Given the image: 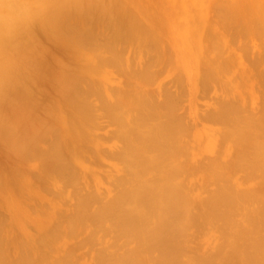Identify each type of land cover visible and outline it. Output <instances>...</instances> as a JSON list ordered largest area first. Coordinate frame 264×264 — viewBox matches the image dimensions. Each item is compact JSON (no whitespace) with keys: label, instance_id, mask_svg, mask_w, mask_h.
I'll return each instance as SVG.
<instances>
[{"label":"rangeland","instance_id":"rangeland-1","mask_svg":"<svg viewBox=\"0 0 264 264\" xmlns=\"http://www.w3.org/2000/svg\"><path fill=\"white\" fill-rule=\"evenodd\" d=\"M81 1L82 0L79 1L80 5H76L75 8L81 6V9H83L82 7L84 6V3L82 4ZM87 1L88 0H85L84 2ZM89 1L91 4L94 3L95 7L96 5L99 6L105 1L106 4L108 3L107 1L110 2V0H105L104 2H102V0H98L100 1L98 5L96 4V0H93V2L91 0ZM112 1L116 4L115 9L113 8L114 4L112 2L108 3L112 4V7L110 5H104V7L108 6V8H113V11H115V15L113 16H116V18L114 17L115 20L114 18L113 20L111 19V23L109 22V15L110 13H114L111 12L112 9L111 11L107 12V7H105L106 10H104V7L102 6L103 4L100 6L103 7L101 8L103 9V12L106 11L104 15L107 14V18L105 16L104 18H106V20H101L102 24H100V18L97 17H99V12L102 11H94L98 12V16L95 17L96 13H94V15L92 13L95 8L93 6V8L89 7L91 4H88V8L92 9L90 11L91 13L88 12L86 16L87 12L84 10L80 17L78 14L79 11L77 10V12L75 11L76 14L73 13L74 15H72L71 13V11L75 10L72 0L71 2L69 0V4L67 5L65 3L66 1L62 2L59 0V2L57 1V3H59L58 5H66L74 8L71 9L68 7L71 14L68 13L67 10H64L66 6L63 10L61 9L62 6L59 8L57 7L56 9H58L60 12H54L57 10L53 11L58 15L61 13L60 17H58L60 20L56 16V19L59 20L57 22H61L57 25L55 20L54 25L55 23L57 25H55V28L61 25L60 29H56H59L60 31L64 29L62 32L58 30V33L55 34L54 32H56V30L52 31L50 27L47 26V24L44 23L46 26L39 24L42 20L48 23V16L46 19L44 18L40 21H37L33 25L34 28L31 27L29 30L18 35L14 39L0 41V66L7 64L10 69V71L6 74L0 72V121L2 122H0V131L2 130L0 132V136L2 137H0L2 140L0 141V264H102L100 260L101 258L104 259L102 260L104 261V264H124L127 261L129 263L133 260L135 261H133V264H176L178 258L179 264H244V262L245 264H250L251 261L254 262L253 259H255L256 252H258L256 256L259 254L262 255L264 253V167L261 166L264 163V0H120L121 3L119 0V3L116 0ZM76 4H78V2H76ZM118 4H120V7ZM121 4H123V7ZM84 7V9L87 8L86 5ZM124 8L126 9V15L132 14L131 16L137 19V22L135 21V23H137L136 25H138L137 27L139 28L136 30L139 32V29L141 31L145 29L143 30L144 33L139 32V36L141 33L142 35L140 37L145 35V31L148 35L149 31L151 36L155 35L152 36L154 38L153 41L152 37L150 38V34L148 35L150 39L147 37V40L145 36V39H140V37L137 35L138 33L136 34L138 37H136V40H134V36L136 35L133 33L135 32L136 27L133 20L135 19L131 20L132 17H128V21L130 20L133 23L130 21V23L120 21L122 15H124ZM97 9L100 8L97 7ZM63 11L67 12L63 13ZM119 11H121L123 14L121 13V18L118 17L120 19L117 20V16L119 15H116V13H119ZM67 13L70 14L72 18L68 16ZM50 17H53V15H50ZM80 18L83 19L81 20ZM68 19L72 20L69 22ZM125 20L127 21V18ZM51 21H54V18L53 20L51 19ZM115 21H119L120 25L117 22L118 25L116 24L117 26H113V24L116 23ZM49 23L48 25L51 24L53 26V22L50 24ZM122 23L125 29V24H130V26L133 24L132 26H134V32L127 33V37L131 36L134 38H131L132 42L128 41L130 38H126V32L131 29L130 26L127 25L129 30L127 29L126 32L123 33L125 29L121 25ZM140 24L141 27L139 26ZM41 26H43V28L48 27L47 31L51 30L52 32L48 31L47 33L45 28L42 30ZM40 27L41 31L39 29ZM117 27L124 29L123 31L121 30L122 35L119 31L120 28ZM55 28H53V30ZM112 29H117V33L119 32L117 35L124 36L123 34H125L123 38L120 37L122 43L118 36L116 38V30L112 32ZM32 31H34L35 34ZM48 34L51 35L49 36ZM57 36L59 38L61 37V42L58 40L59 38ZM54 38H56V41ZM113 39L114 42H112ZM116 40H118L120 43L118 41L116 42ZM36 41H38L37 45L39 44L40 46L36 45ZM115 42L116 45L118 43V46L114 45ZM113 47H115V49ZM113 49L115 51L116 49L119 51L115 52ZM46 52L48 54H46ZM121 52L122 54H120ZM53 54L55 57H52ZM160 54H162L161 57ZM57 55L58 58H62L59 60L57 58L56 60L55 58ZM54 60L56 62H54ZM115 60H117V62ZM26 64L28 66H26ZM25 67L28 68L25 69ZM31 67L33 71L31 69L29 71V68ZM46 69H48V71ZM63 71L67 72L66 74L68 75V79L67 77H64L67 75ZM139 72L143 74H140ZM27 73L30 74L28 75ZM35 74L37 77L33 76ZM146 74L147 76L150 74L151 78L150 76L147 77ZM53 75L58 79H52L54 77ZM59 75L62 77H58ZM72 78L76 80L74 81ZM31 80L33 82H31ZM63 80L65 81V84H68L72 81V88H69V85L68 88L73 92H70V94H72V96L74 94V98H72L68 90H65L67 89V85H65L64 90H58L57 86L60 85L59 87H63ZM66 80H69L68 83H66ZM34 81H36V84ZM41 81L42 83H40ZM61 82L63 83L62 86ZM37 86L40 87V89ZM53 89H57L60 94ZM40 91L42 92L40 93ZM44 91L45 93L49 92L47 94L48 98L50 97L49 99H47L46 94L43 93ZM64 91L65 94L63 93L62 95L61 92ZM42 93L44 95H41ZM50 93L53 96L55 93L57 95L51 99L53 96ZM60 95L64 102L62 100L61 103L59 101H55L58 99L56 96H59L60 98ZM64 95L71 96L70 99H73H71L72 102L68 97H64ZM75 97H78V99ZM80 99L81 101H79ZM14 100H16V102ZM51 100H53L55 104L58 105L56 106L53 102L52 106V103H50L52 102ZM45 101L48 104L50 103L49 106H52V108L50 107L51 109L55 108V106L57 109V107L62 104L59 106L61 111L57 110V114L59 116L56 115V109L49 111L50 108H48L49 106L45 103ZM81 102L83 103L80 106ZM78 103L80 104L78 105ZM40 104H42L41 109L39 106ZM88 104L91 106H88ZM126 104L128 107L125 106ZM74 105H78V107L81 108L84 105V108L88 106L90 109L87 107V111H83L84 108L83 110L81 108L78 110L79 108ZM76 107L78 108L77 110L80 114H77ZM111 107L115 109L112 111ZM108 108L111 111L105 110ZM44 109H47L48 112H45ZM227 110L232 111L228 112ZM53 111H55L54 114ZM41 112L44 113L42 114ZM59 112L63 114L64 117L63 115H60ZM149 112H151V114ZM223 112H225V115L226 112L227 114L231 112L232 116L236 115V117L233 116L234 121L236 120L235 118L240 117L242 119H240L242 124L237 118L239 126H236L237 122L235 123L232 119L233 117H230L231 113L228 117L224 115L230 120L229 121L225 118L227 120L226 123L229 122L226 124L224 116L222 117ZM87 113H89L91 118H93L94 122L91 121L92 119H89L90 117ZM173 113L175 115H172ZM81 114H84L86 117H83V115L80 116ZM73 115L75 116L74 118L78 119V124L75 121L76 119L74 120V118H72ZM168 115L170 116L169 118H167ZM219 115H221L222 118L219 119ZM60 116L63 117L62 119L65 118L63 120L66 123L65 125L63 124L65 127L61 124L63 121H57L59 119L58 117ZM67 116L70 117L68 118ZM171 116L173 118L175 116L176 118L173 119ZM1 117L6 119V122L4 119L2 120ZM8 117L10 120H8ZM24 117L25 122L23 119ZM148 117L149 119H147ZM162 117H164L166 120L164 121ZM55 118L57 119L56 121ZM13 121L18 123H14ZM20 121H23L21 122L24 127L23 128L21 126L22 129H20ZM159 121L164 124L166 123L165 125L167 127L168 125H172V128L174 129V133L171 132L172 135H174L171 137L170 134L167 135L169 138L166 137V139L169 140L168 143H170H167L169 147H167L166 150L161 149L162 151L165 150L168 154H165L163 151L164 157L167 158V156L169 157L171 155L169 157L170 160L167 158V163L165 160H163L165 159L163 155L162 157L160 155V153L162 154V151L157 150L158 152L161 151L159 153L154 151V149H156L155 147L157 146H154L150 142L152 139L149 140L151 133H153V136L156 137L158 134L156 131L159 132L160 130L164 129L163 127L162 129L157 127L158 125L162 124H160ZM79 122L81 124H79ZM232 123L234 125H231ZM36 124L40 126H36ZM164 124L163 126H165ZM4 125H6V127L15 126L17 129L14 127V131L16 132L12 133V131L7 130L8 128L3 130V127H5ZM69 125L72 126L71 129ZM82 125L83 127H81ZM88 125H93V127L89 128ZM27 126H29V129H27ZM153 126L156 127L154 128L155 130H153ZM66 128L68 130L70 129L72 135L74 134L75 136L68 135L70 133L66 134ZM75 129L76 131L84 130L85 134L81 132L83 135L79 134L81 137L78 136V138H82V136L87 134L89 139L88 137H83L82 140H89L87 141L89 143L86 144V141L84 142L83 140L82 142L80 139H78L76 136L78 135V132H73ZM149 129L153 130V132ZM168 129L169 128L165 130H167L168 132L166 133L169 134V131L172 130ZM61 130H64L63 136V131ZM68 130L67 132H69ZM8 131H10L12 135H10ZM163 134H160L159 132L158 135L161 136ZM68 136H71L72 139L68 138ZM163 137L164 135L162 138ZM76 138L79 140V142L76 140ZM162 138L160 141L163 140ZM155 139L156 138H154V143ZM158 139L157 141H159ZM175 139H180V141L178 142L177 140L174 142ZM62 140L63 143L66 144H62L63 147L60 145ZM145 140H148L150 143L148 141L146 142ZM160 141L159 144L162 143L163 145V141ZM69 142L70 146L72 144H77L78 147H82L81 149H83V151L78 147L77 148L79 150L77 151L75 145L73 147L74 150L70 151L72 146H69ZM80 142H82L81 144L83 145H81ZM145 143L149 145L151 144V147H154H152L153 150L149 151L151 147L148 148L147 146L149 145H146ZM175 143L177 146L178 143L180 145L179 147L176 146V148H178L177 150H175L176 148L173 147L176 145ZM164 144L166 146V142ZM86 145L88 146L86 147ZM163 147L164 146H161V148ZM146 148L149 150H146ZM64 151L66 154H63L65 153ZM68 151L72 153L74 151L77 155L73 153V157H71L72 153L69 155L67 153ZM149 152H151V154ZM170 152H172V154ZM157 153L160 155V157L156 155ZM152 156L163 159L161 162H159L157 159L159 162L158 163L156 159H152ZM148 157L149 161H146ZM259 158L262 160V162L259 160ZM66 159L68 160V164ZM130 159H132L133 163L130 161ZM123 160H125V162ZM256 160L257 164L255 162ZM55 161H57L56 164ZM131 163L132 165L135 163V165L132 166ZM143 163L145 164V169ZM171 163L174 167L176 166L175 169L173 168L174 170L172 169ZM169 164L171 165V168ZM242 165L244 168L241 167ZM257 165L259 166V169L257 168L258 170H256ZM52 167H54V169ZM153 167L154 169H152ZM252 168L256 172H252ZM54 170L57 173L54 172ZM261 170L263 173L260 172ZM248 172H250V174ZM48 173H51V175ZM167 173L169 174L167 175ZM46 176H48L50 179ZM158 178L164 181H161ZM128 182L129 184H127ZM162 182L165 184H162ZM172 182L179 183L177 186L181 190L176 187V183L175 185H172ZM151 183H158L159 185L156 184L155 186V184L153 185ZM141 184L142 186L146 185V190H144V187L139 186ZM181 184H183L184 187H180ZM134 185L135 188H133ZM148 185H150V187ZM152 185L157 188V190L153 189V191L155 190L154 193L159 194L157 199L155 197L156 194L154 195L153 193L154 196L151 195L153 192H151L153 188ZM137 186L143 189H138ZM169 187H174L180 192H177L179 194H175L177 197L172 193L176 191H171L172 194L170 197L166 194V190L164 191V189H168ZM147 188L148 190L151 188V190L148 191L150 193L147 192ZM227 188L231 189L232 191L234 190L233 192H235L237 196L240 195L239 198L236 195L233 197L232 191L226 190ZM131 189L133 190L130 192ZM136 189L139 191H136ZM134 190L136 191L135 194L133 193ZM140 191L141 193L144 191L143 194L145 192L150 194V196L146 195L148 196V199L149 197H155L154 200H149L151 202L153 201V206L157 204L155 208L153 206H146L149 209V212L152 209L153 214L155 215H152L151 212L150 214L152 216H144L145 214L148 215V209L145 207V205L146 203L149 205L150 202L147 201L148 199L146 200V193L144 196L141 194V199L136 198L140 194L138 193ZM219 191L222 193L224 191L226 194H221ZM228 191L231 192V200L233 201H229L228 198L230 197V193ZM181 192L185 197H179V195L182 194ZM126 193H133L134 196L137 195L134 197L132 194L131 197H134L133 199L135 200L139 199L141 202H143L142 200L144 199L142 197H145L144 200H146V203L144 201V206H141L139 205L140 202L138 200H136L137 203H135L136 201L130 197L133 200V203L131 204V199L125 197L127 199L126 204V200L121 198L124 197ZM217 194H221V197H218ZM225 195L229 196H227L228 200L223 198H226ZM127 196L129 197L130 195ZM171 196L177 198L175 199V203L179 202L176 204L179 205V208L181 206L179 211L180 213L182 212V214L179 213L177 208L174 209V205H171L172 202L175 204L173 197L172 200H170ZM120 198L124 201H119L121 200ZM166 198H168L167 200L172 201L171 204H169L171 208L170 212L172 214L169 212L170 208L166 207L170 201L168 203L166 201V203L162 201L166 200ZM219 198L222 199L218 200ZM88 199L91 200L89 201ZM184 199H186L187 202H185ZM155 200L158 203L154 202ZM181 200L185 202L184 203L182 201L186 205L185 208L183 205H181ZM212 201L216 202V204H214ZM219 202L220 207L218 206ZM118 203H122L123 208H116ZM228 203H230L232 206L228 207ZM136 204L138 206H136ZM127 205H129V210H125L127 209ZM211 205L212 208H209ZM216 206H218L217 209H215ZM137 207L139 209H137ZM163 207L165 209L167 208L168 210L162 209ZM231 207L233 209H231ZM80 208H82V210ZM100 208L102 209L100 210ZM229 208L232 211H230ZM79 209L82 214L79 213ZM173 209L174 211H178V214L181 216L184 214L183 219L179 217V222L177 220L178 218L173 217L176 215V212H174ZM213 209L215 211H213ZM132 210H134L133 213ZM138 210H140V213H142V216L140 217L138 216L140 215L138 214ZM154 210H156L157 214ZM164 210L167 212L161 216V213L165 212ZM209 210L213 211V215ZM94 211L97 214L94 215ZM127 211H130L134 215L135 213L137 214L134 216V218L138 217L137 219L139 222L136 221V218L134 219V221L137 222V228H134L136 224H132L135 222H132L133 215L131 216L130 212L129 214L131 217L127 215L128 217L126 216L127 218L125 220L127 221L128 219L130 223L132 222L131 224L133 226H131L130 223L127 224L128 221L126 222L123 220L125 217L124 214ZM99 212L103 213V215H101ZM168 212L172 216H170ZM78 213L81 216H78ZM83 213L86 215H83ZM222 213L223 215L225 214L223 217L221 216ZM74 214L76 217H72ZM107 214L110 217H108ZM226 214L228 215V218H226ZM100 215L102 218L99 217ZM211 215L215 216V218ZM86 216H89V218H94L93 220L92 218L91 220L89 219L87 222L84 221L87 220L85 218H88ZM166 216L168 219L171 217L170 220H174L173 222L176 221L175 225L172 220L168 222ZM79 217L83 220L77 221V218L80 220ZM146 217L151 221H148ZM155 217H157V219H155ZM163 217H165L164 220ZM176 217H178V215ZM219 217L223 220L225 218L226 220L228 219V228L226 221L224 224V222H222L223 220ZM72 218H75V225L74 221H72ZM215 219L218 220V222H216ZM165 220L168 223H165ZM83 221L86 225L83 223ZM118 221L120 222V225H118ZM146 221H148V223ZM160 221L161 224L165 223L166 225L164 224L165 227H162L163 225H158L161 227V230L158 227L159 230L155 231L154 234L156 232V234L159 233V235H155L157 238L160 237L162 239L164 237L161 235H167L164 238L167 240V242H165L164 239H161L162 241H160V238L155 239L154 235L153 237L155 240L153 239L152 235L150 236L152 238H149V236H147L145 233V235L142 234L145 230L149 231L150 228L152 229L155 226L157 227L155 224ZM180 221L183 222V224ZM78 222H80V224L82 223L81 226H79L80 224H78ZM140 222H144L148 225L150 223L152 224L148 226V229L144 228L146 227L144 223H141L142 226L144 224L143 228L145 229L141 230L138 228ZM176 223H180V226H178ZM112 225L115 228L112 227ZM170 225H173L174 227L177 225L174 230L176 235L175 233H172L174 227ZM120 226L121 228L117 230V228ZM127 226L131 229H129ZM169 226L172 228V230L169 228ZM179 228H181V232L177 233ZM120 229L122 231L125 229V231H127L126 234L125 231L120 233ZM132 229H136L138 234L140 229L141 234L139 236L141 237L142 241L140 240L139 242L140 237L138 234H136L137 232ZM228 229H232L231 234H229L230 236H227L228 233H230ZM131 230L133 233L130 235L129 233H131ZM164 230L166 234L164 233ZM226 230L229 232L227 231L228 233H225ZM134 231L136 233H134ZM151 231L149 235L152 234ZM167 233H170V235ZM127 234L128 236H126ZM177 234H179V236ZM133 235H136V237L138 236L139 239H137L138 237L134 238ZM172 235L173 237L175 235L177 239L174 237V240H172ZM123 236L127 238L130 236L128 239L129 241L127 238L124 239ZM131 236H133V238ZM146 236L148 238L145 240L147 242L150 241L148 245L146 243V246L148 247L145 246L144 243L146 241L143 240V238ZM175 239L178 242H176L174 245L172 242H174ZM253 240L256 242V247H261L257 249H260L263 253H259L260 251L257 249H250L254 248L253 245L255 244H253ZM154 241L157 242H155L157 245L151 244ZM158 241L161 243V245ZM139 243H141L140 245H142V248L140 247ZM162 243H167V245L170 243L167 248H171L169 249L171 251H180L179 253H175L176 251L172 253L174 256L175 254L178 256H176L177 258L174 263L173 260H171V257L167 256V250V253L163 252V249L166 248V246L164 247V244ZM251 244H253V247L249 246ZM170 245H173V247ZM177 245L179 246V250ZM119 246L120 248H118ZM150 248H152V250L155 248V252L153 253ZM246 248L250 249L249 251H254V257H251L252 255H245V253L248 251H245ZM146 249H149V253L152 252L150 253L151 255L153 254L152 259L150 255H147L149 253H147L148 251ZM133 251L135 254L132 253ZM171 251L169 252L171 253ZM124 252L126 253L124 254ZM122 254H124L126 258ZM162 255L164 259L161 257ZM263 256H261L262 259L264 258ZM118 257L120 259H122L121 257H124L127 259V261L124 259L125 261L121 262L118 260ZM166 257H168L170 260L168 258L166 259ZM249 257L253 259L250 260ZM128 258H130V261ZM149 258L151 260H149L150 262L148 261ZM256 260H258L257 257ZM118 261L120 262L118 263ZM258 262L261 263L260 258ZM255 263L256 262H254V264Z\"/></svg>","mask_w":264,"mask_h":264},{"label":"bare ground","instance_id":"bare-ground-1","mask_svg":"<svg viewBox=\"0 0 264 264\" xmlns=\"http://www.w3.org/2000/svg\"><path fill=\"white\" fill-rule=\"evenodd\" d=\"M57 1L59 2V0H57ZM57 1H56V2H57ZM61 1H62V2H65V1H66V2H65L66 5L69 4V0H68V2H67V0H65V1L61 0ZM79 1H80V0H79ZM79 1H78V0H72V4H73L74 8H75L76 5H80ZM82 1H83V2H82ZM82 1H81V3H82V4L84 3L83 5H84V6H85V5L87 6V8H86L87 10L84 9L85 7H84L83 5H82V6H83V7H82L83 9H81V6H78L79 8L76 7L75 10L71 11L72 15L76 14L75 11L77 10V11L80 12V13L78 12V14H79L80 17H81V15H82L81 13L84 12V10H85V11L87 12V13L85 12V13H86V16H87L88 12H90V11L92 10V9H90L92 6L95 8V9L92 11L93 15H94V13H96V14H95V17L98 16V15H97L98 12H94V11H98V10L102 11L103 9L106 10L105 7H107V12H108V11H111V9H112L111 12H113V13L115 12V11H113V8H114V9L116 8V4H115V2L113 3L112 0H110V2H112V3L114 4V6H113V8H110V7H109L110 10H109L108 6H105V7H104V5H110V6L112 5V4H108V3H110L109 1H107L108 3L106 4V3H105L106 1H105V0H102V2H104V1H105V2H104V3L101 2L103 5H102V4H100V5H102L104 8H103L102 6L99 5V2H100L101 0H100V1L96 0V4L99 5V6L96 5V7H95V4H94V3H92V4H93V5H92V4L90 3V1L88 0V1H89L88 4H89V5L91 4V6H89L90 8H88V4H87L88 1H87V2H84L85 0H82ZM91 1L93 2V0H91ZM97 1H98V3H97ZM114 1H115V0H114ZM116 1L118 2V0H116ZM128 1H129V0H128ZM70 2H71V0H70ZM76 2H78V4H76ZM94 2H95V1H94ZM119 2H120V0H119ZM119 2H118V3H119ZM126 2H127V1H126ZM85 3H86V4H85ZM120 3H121V2H120ZM57 4H59V3H57ZM62 4L65 5L64 3H62ZM70 4H71V3H70ZM66 5H65V6H66ZM122 5H123V4H121V6H122ZM60 6H62V5H59L58 8H59ZM65 6H62L63 8L61 7V9L63 10ZM118 6L120 7V4H118ZM66 7H67V9H66ZM66 7H65L64 10H67L68 13H70V12H69L70 9H68V7H70V6H66ZM93 7H92V8H93ZM97 7L100 8V9H97ZM111 7H112V6H111ZM122 7H123V6H122ZM70 8H71V7H70ZM74 8L72 7L71 9H74ZM101 8H103V9H101ZM61 9H60V10H61ZM80 9H81V10H80ZM88 9H89V11H88ZM96 9H97V10H96ZM120 9H121V8H120ZM124 9H125V8H124ZM127 9H128V8H127ZM55 10H57V11H54V12H60L58 9H55ZM62 10H61V12H62ZM82 10H83V11H82ZM118 10H119V9H118ZM118 10H117V12H118ZM67 11H65V12H67ZM77 11H76V12H77ZM123 11H124V10H123ZM127 11H128V10H127ZM54 12H53V13H54ZM65 12L63 11V13H65ZM53 13L51 14V16L53 15V17H50V15H49V17H48L49 19L47 18V20H48L47 22H48V23H49V22H50V23L53 22V26H54V27H53L50 23H49L50 25H48V23H46V22H45L44 20H42V19H41V20H42L41 22H43V21H44V22H43V23L40 22L39 24L44 25V26H46L45 24H47V26L50 27V29H51L52 31H55V30H56V32H54V33L56 34V33H58V30L60 29V26H61V25H60L59 27H56V28H59V29H56V28H55L56 23H55V25H54V22H55V20H56V22L60 20L58 17H60L61 13H60L59 15H58L57 13H54V14H55V15H54ZM68 13H67V14H68ZM71 13H70V14H71ZM73 13H74V14H73ZM90 13H91V12H90ZM104 13H106V11H104V12H103V11H102V12H99V17H97V18H100V19H99V21H100L99 23H100V24H102V23H101V20H104V21H105L106 18H107V16H106L107 14L104 15ZM119 13H120V14H119ZM119 13H116V15H117V14L119 15V16H117V20H119V19L121 18L120 16H121V13H122V12L119 11ZM130 13H131V12H130ZM130 13H129V14H130ZM137 13H138V12H137ZM70 14H68V16L71 17ZM78 14H77V15H78ZM122 14H123V13H122ZM79 15H78V17H79ZM83 15H84V14H83ZM102 15H104V16H102ZM111 15H112V17H111ZM113 15H115V13H114V14L110 13V15H109L110 17L108 16V17L110 18V19L108 18L110 23H111V21L113 20L114 17L116 18V16H113ZM127 15H128V14H127ZM127 15H126V9H125V11H124V15H122V18L125 17V16H127ZM131 15H132V14L128 15L127 17H125V18H123V19L121 18L122 20L120 19V21H121V22H125V23L127 22V23H128V22L130 21V20L128 21V17L131 18V17H132ZM56 16H57V18H58L59 20L56 19ZM75 16H76V15H75ZM105 16H106V18H104ZM102 17H103V19H102ZM118 17H120V18H118ZM53 18H54V21H51V19L53 20ZM66 18H67V17H66ZM71 18H72V17H71ZM83 18H84V17H83ZM83 18H82V19H83ZM92 18H93V17H92ZM92 18H91V19H92ZM97 18H96V20H97ZM115 18H114V20H115ZM126 18H127V21L125 20ZM130 18H129V19H130ZM45 19H46V18H45ZM74 19H75V18H74ZM74 19H73V20H74ZM80 19H81V18H80ZM82 19H81V20H82ZM94 19H95V18H94ZM108 19H107V20H108ZM111 19H112V20H111ZM133 19H135V20H133ZM143 19H144V18H143ZM49 20H50V21H49ZM68 20H69V19H68ZM70 20H72V19H70ZM70 20H69V22H70ZM96 20H95V21H96ZM123 20H125V21H123ZM131 20H133V22H134V24H135V27H136V28H135V32H136V33L134 32V29H133L134 26H132V25H133V24H132V23H133L132 21H130V22H132V23H131V24H132V25H131L132 27L130 26V24H129V25H128V24H125L126 29L124 28L123 23L121 24V25L123 26V28L125 29V31H123L124 29H121V28H120V27H122V26L117 27V28H120V30H119V29H118V30L120 31V34H121L122 31H123V33H125L127 29L129 30V28H127V27L130 26L131 29H130L129 31L126 32V38H127V39L130 38V40H128V41H131V38H133V37H131V36H129V35H128L129 37H127V33H132V32H134V33H133L134 35H136V34L138 33L137 35L139 36V32L144 33L143 30H145V29H143L144 27H143V25H142L143 28H141V29H143V30L141 31V30L139 29V32H138L136 29H138L139 27H137L138 25H136L137 23H135V21H136L137 19L132 17ZM39 21H40V20H39ZM158 21H159V20H158ZM60 22H61V21H60ZM60 22H57V25H58V23H60ZM65 22H66V21H65ZM71 22H72V21H71ZM115 22H116V21H115ZM117 22L119 23V21H117ZM117 22L114 23V24L112 23L113 26L116 25V24L118 25ZM130 22H129V23H130ZM136 22H137V21H136ZM138 22H139V21H138ZM44 23H45V24H44ZM103 23H104V22H103ZM141 23H142V22H141ZM57 25H56V26H57ZM93 25H94V22H93ZM96 25H98V24H96ZM117 25H116V26H117ZM119 25H120V23H119ZM127 25H128V26H127ZM51 26H52V28H51ZM68 26H69V25H68ZM70 26H71V24H70ZM70 26H69V27H70ZM90 26H91V24H90ZM139 26L141 27V24H140ZM32 27H33V26H32ZM41 27H42V30H44V28H45V30L47 31V28H48V27H47V28H46V27L43 28V26H41ZM41 27L39 28L40 31H41ZM74 27H75V26H74ZM76 27H77V26H76ZM148 27H149V26H148ZM33 28H34V27H33ZM53 28H55V29L53 30ZM62 28H63V27H62ZM62 28H61V29H62ZM79 28H80V27H79ZM115 28H116V27H115ZM93 29H94V28H93ZM51 30H48V31H51ZM63 30H64V29H62L61 31L59 30V31L62 32ZM91 30H92V29H91ZM112 30H113V29H112ZM114 30H116V31H115V32H116V38H117V36H118V38L120 39V37L123 38V37L125 36V34H123L124 36L117 35L119 32L117 33V29H114ZM114 30H113L112 32H114ZM121 30H122V31H121ZM131 30H132V31H131ZM46 31H45V32H46ZM48 31H47V33H48ZM52 31H51V32H52ZM82 31H83V30H82ZM82 31H81V32H82ZM84 31H85V30H84ZM86 31H88V30H86ZM89 31H90V30H89ZM32 32L34 33V31H32ZM35 32H36V28H35ZM207 32H208V31H207ZM43 33H44V32H43ZM63 33H64V32H63ZM75 33H76V32H75ZM142 33H141V35H142ZM148 33L150 34L149 31H148ZM34 34H35V33H34ZM51 34H52V33H51ZM51 34H50V35H51ZM83 34H84V32H83ZM114 34H115V33H114ZM114 34H113V35H114ZM149 34H148V35H149ZM152 34H153V33H152ZM44 35H45V33H44ZM46 35H47V34H46ZM48 35H49V34H48ZM50 35H49V36H50ZM53 35H54V34H53ZM53 35H52V36H53ZM77 35H78V34H77ZM121 35H122V34H121ZM134 35H133V36H134ZM137 35L134 36V37H135V39L133 38L134 40H136V37H138ZM141 35H140V36H141ZM148 35H147V32L145 31V35H143L142 37H140V36H139V37H140V39H141V38H142V39H145V38H146V39L148 40V38H149ZM85 36H86V35H85ZM144 36H145V38H144ZM152 36H155V35H152ZM152 36H151V34H150V38H151ZM54 37H55V36H54ZM57 37H58V36H57ZM147 37H148V38H147ZM219 37H220V36H219ZM35 38H36V37H35ZM58 38H59V37H58ZM60 38H61V37H60ZM60 38H59L58 40L61 42ZM65 38H66V37H65ZM126 38H125V39H126ZM150 38H149V39H150ZM55 39H56V38H54V40H55ZM62 39H63V38H62ZM70 39H71V38H70ZM133 39H132V40H133ZM137 39H139V38H137ZM153 39H154V38L152 37V41H153ZM49 40H50V39H49ZM120 40H121V39H120ZM55 41H56V40H55ZM62 41H63V40H62ZM69 41H70V40H69ZM117 41H118V40H116V42H117ZM128 41H127V42H128ZM37 42H38V41H36V45H37ZM39 42H40V41H39ZM41 42H42V41H41ZM46 42H47V41H46ZM52 42H54V41H52ZM60 42H59V43H60ZM65 42H67V41H65ZM112 42H114V39H113ZM116 42L114 43V45H116ZM118 42H119V41H118ZM131 42H132V41H131ZM215 42H216V41H215ZM47 43H48V42H47ZM49 43H50V42H49ZM72 43H73V42H72ZM119 43H120V42H119ZM121 43H122V40H121ZM123 43H124V42H123ZM125 43H126V42H125ZM70 44H71V43H70ZM38 45H39V44H38ZM38 45H37V46H38ZM41 45H43V44H41ZM62 45H64V44H62ZM66 45H67V44H66ZM119 45H120V44H119ZM149 45H150V44H149ZM39 46H40V45H39ZM53 46H56V45H53ZM112 46H113V44H112ZM116 46H118V43H117ZM147 46H148V45H147ZM43 47H44V46H43ZM46 47H47V46H46ZM60 47H61V46H60ZM216 47H217V46H216ZM218 47H219V46H218ZM44 48H45V47H44ZM47 48H48V47H47ZM47 48H46V50H47ZM70 48H71V47H70ZM70 48H69V49H70ZM113 48L115 49V47H113ZM42 49H43V48H42ZM48 49H49V48H48ZM59 49H60V48H59ZM114 49H113V50H114ZM216 49H217V48H216ZM54 51H55V50H54ZM56 51H57V50H56ZM114 51H115V50H114ZM116 51H119V50L116 49ZM116 51H115V52H116ZM48 52H49V51H48ZM221 52H222V51H221ZM55 53H56V52H55ZM66 53H67V52H66ZM46 54H48V53L46 52ZM57 54H58V53H57ZM120 54H122V52H121ZM112 55H114V54H112ZM161 55H162V54H160V57H161ZM43 56H44V54H43ZM43 56H42V57H43ZM63 56H64V55H63ZM68 56H69V55H68ZM52 57H55L54 54H53ZM59 57H60V56H59ZM160 57H159V58H160ZM44 58H46V57H44ZM44 58H43V60H44ZM57 58H58V55H57V57H56L55 59L57 60ZM61 58H62V57L58 58V60L61 59ZM99 58H100V57H99ZM111 58H112V57H111ZM121 58H122V57H121ZM170 58H171V57H170ZM170 58H169V60H170ZM53 59H54V58H53ZM53 59H52V60H53ZM119 59H120V58H119ZM162 59H163V58H162ZM110 60H111V59H110ZM122 60H123V59H122ZM44 61H45V60H44ZM71 61H72V60H71ZM73 61H74V60H73ZM115 61L117 62V60H115ZM54 62H56V61L54 60ZM98 62H99V61H98ZM106 62H107V61H106ZM116 62H115V63H116ZM46 63H47V62H46ZM46 63H45V64H46ZM62 63H63V62H62ZM77 63H78V62H77ZM107 63H108V62H107ZM56 64H58V63H56ZM89 64H90V63H89ZM58 65H59V64H58ZM26 66H28V65L26 64ZM47 66H48V65H47ZM62 66H63V65H62ZM115 66H116V65H115ZM66 67H67V66H66ZM148 67H149V66H148ZM150 67H151V65H150ZM27 68H28V67H25V69H27ZM57 68H59V67H57ZM64 68H65V66H64ZM67 68H68V67H67ZM98 68H99V67H98ZM100 68H101V67H100ZM30 69L32 70V67L29 68V71H30ZM70 69H71V68H70ZM46 70L48 71V69H46ZM59 70H60V69H59ZM62 70H63V69H62ZM65 70H66V69H65ZM32 71H33V70H32ZM60 71H61V70H60ZM27 72H28V70H27ZM63 72H64V71H63ZM82 72H83V71H82ZM146 72H147V71H146ZM146 72H145V73H146ZM30 73H31V72H30ZM30 73H29V74H30ZM51 73H54V72H51ZM60 73H61V72H60ZM64 73L66 74L67 72H64ZM69 73H70V72H69ZM72 73H73V72H72ZM80 73H81V71H80ZM139 73H140V72H139ZM139 73H138V75H139ZM147 73H148V72H147ZM27 74H28V73H27ZM29 74H28V75H29ZM32 74H33V73H32ZM82 74H83V73H82ZM140 74H143V73H140ZM51 75H52V74H51ZM66 75H67V74H66ZM75 75H76V73H75ZM87 75H88V74H87ZM138 75H137V76H138ZM33 76L37 77L36 74L33 75ZM53 76H54V75H53ZM60 76H61V75H59L58 77H60ZM63 76H64V75H63ZM71 76H72V75H71ZM80 76H81V75H80ZM80 76H79V77H80ZM146 76H147V74H146ZM146 76H145V77H146ZM148 76H150V78H151V75H150V74H148ZM148 76H147V77H148ZM50 77H51V76H50ZM61 77H62V76H61ZM64 77H67V79H68V75H67V76H64ZM72 77H73V76H72ZM134 77H135V76H134ZM139 77H140V76H139ZM29 78H30V77H29ZM31 78H33V77H31ZM54 78H57V77L54 76L52 79H54ZM77 78H78V77H77ZM48 79H49V78H48ZM52 79H51V80H52ZM57 79H58V78H57ZM144 79H146V78H144ZM144 79H143V80H144ZM33 80H34V79H33ZM72 80L75 81L76 79L72 78ZM143 80H142V81H143ZM21 81H22V80H21ZM38 81H40V80H38ZM59 81H60V80H59ZM63 81H64V80H63ZM66 81H67V80H66ZM68 81H69V80H68ZM68 81H67L66 83H68ZM145 81H146V80H145ZM151 81H152V80H151ZM151 81H150V82H151ZM28 82H29V80H28ZM31 82H33V81L31 80ZM35 82H36V81H34V83H35ZM48 82H49V81H48ZM53 82H54V81H53ZM53 82H52V83H53ZM77 82H78V81H77ZM40 83H42V81H41ZM63 83H64V85H63ZM63 83L61 82V86L63 85V87H59L60 85L57 86V87H58V90H59V89H63V90H64V89H65V88H64L65 85H67V87H66L67 89H65V90H68L69 94H70V92L73 93V92L70 91V89H69L70 87L72 88V84H73L72 81L69 82L70 84H69V83H68V84H65V81H64ZM80 83H81V82H80ZM31 84H32V83H31ZM35 84H36V83H35ZM148 84H150V83H148ZM23 85H24V83H23ZM51 85H52V84H51ZM53 85H54V84H53ZM57 85H58V84H57ZM68 85H69V88H68ZM35 86H36V85H35ZM55 86H56V85H55ZM74 86H76V85H74ZM100 86H101V85H100ZM24 87H25V86H24ZM37 87H38V86H37ZM37 87H36V88H37ZM50 87H53V86H50ZM38 88L40 89V87H38ZM53 88H55V87H53ZM94 88H95V87H94ZM30 89H31V88H30ZM39 89H38V92H39ZM99 89H100V88H99ZM41 90H42V88H41ZM43 90H45V89H43ZM53 90H54V89H53ZM58 90L55 89L54 91H57V92H58ZM71 90H72V89H71ZM95 90H96V89H95ZM102 90H103V89H102ZM46 91H47V90H46ZM54 91H53V92H54ZM59 91H61V90H59ZM75 91H76V90H75ZM41 92H42V91H40V93H41ZM66 92H67V91H66ZM43 93H45V91H44ZM43 93H42L41 95H44ZM48 93H49V92H48ZM48 93H45L46 96H47ZM58 93H59V92H58ZM63 93L65 94V91H64V92H61L62 95H63ZM50 94H51V93H50ZM50 94H49V96H50ZM59 94H60V93H59ZM69 94H66V95H69ZM36 95H37V93H36ZM51 95H52V94H51ZM55 95H57V94L55 93ZM55 95H54V96H55ZM70 95L72 96V94H70ZM81 95H82V94H81ZM52 96H53V95H52ZM52 96H51V97H52ZM54 96H53L51 99H53ZM71 96H65V95H64V97H68L69 100H71L72 98H74V97H73L74 94H73L72 98L70 99ZM37 97H38V96H37ZM56 97H58V99H60V100H58L57 98H56L57 100H55V99H54V100H55V101H59V102L61 103V100H62V99H61V95H60V98H59V96H56ZM64 97H63V98H64ZM79 97H80V96H79ZM38 98H39V97H38ZM44 98H46V97H44ZM49 98H50V97H49ZM49 98H48V96H47V99H49ZM68 98H67V99H68ZM75 98H76V97H75ZM64 99H65V98H64ZM67 99H66V100H67ZM76 99H78V97H77ZM76 99H74V100H76ZM42 100H44V99H42ZM72 100H73V99H72ZM72 100H71V102H72ZM178 100H179V99H178ZM14 101L16 102V100H14ZM51 101H52V102H50V103H52V106H53V102H54V101H53V100H51ZM62 101L64 102V100H62ZM76 101H77V100H76ZM79 101H81V99H80ZM147 101H148V100H147ZM48 102H49V101H48ZM134 102H135V100H134ZM134 102H133V104H134ZM172 102H173V100H172ZM221 102H222V101H221ZM228 102H229V101H228ZM228 102H227V103H228ZM13 103H14V102H13ZM38 103H39V101H38ZM40 103H41V101H40ZM43 103H44V102H43ZM45 103H46V101H45ZM50 103H49V104H50ZM57 103H58V102H57ZM60 103H59V104H60ZM66 103H67V101H66ZM82 103H83V102H81V104L78 103V105L80 104V106H81ZM121 103H122V102H121ZM144 103H145V102H144ZM232 103H233V102H232ZM234 103H235V102H234ZM15 104H16V103H15ZM46 104H48V103H46ZM49 104H48V106H49ZM54 104H55V102H54ZM63 104H64V103H63ZM75 104H76V103H75ZM84 104H85V103H84ZM86 104H87V103H86ZM117 104H118V103H117ZM149 104H150V103H149ZM159 104H160V103H159ZM161 104H162V103H161ZM172 104H173V103H172ZM222 104H223V102H222ZM41 105H42V104L39 105V106H40V109H41ZM43 105H44V104H43ZM55 105L57 106L58 104H55ZM61 105H62V104H61ZM61 105H59V106H61ZM78 105H74V106H77V107H78ZM108 105H109V104H108ZM108 105H107V107H108ZM147 105H148V104H147ZM157 105H158V104H157ZM227 105H228V104H227ZM234 105H235V104H234ZM52 106H49L48 108H50V107L52 108ZM56 106H55V108H53V109H56ZM59 106H58V107H59ZM72 106H73V105H72ZM83 106H84V105H83ZM83 106H82V108H81V107H78L79 109L76 107V110H77V109L80 110V108L83 110V108H84ZM86 106H87V105H86ZM86 106H85V107H86ZM88 106H91V105L88 104ZM88 106H87V107H88ZM110 106H115V105H110ZM123 106H124V105H123ZM125 106L128 107L127 104H126ZM130 106H131V104H130ZM134 106H135V105H134ZM160 106H161V105H160ZM164 106H165V105H164ZM164 106H163V107H164ZM232 106H233V105H232ZM58 107H57V109H56V115H58V114H57V113H58L57 110L61 111V108H60V107L58 108ZM87 107L84 108L83 111H85V110L87 111L88 109H90L89 107H88V109H87ZM104 107H105V103H104ZM107 107H106V108H107ZM118 107H119V106H118ZM121 107H122V106H121ZM127 107H126V109H127ZM156 107H157V106H156ZM156 107H155V109H156ZM171 107H172V106H171ZM228 107H229V106H228ZM48 108H47V109H48ZM51 108L49 109V111H52V110H53V109H51ZM111 108H112V107H111ZM122 108H123V107H122ZM148 108H149V107H148ZM160 108H161V107H160ZM169 108H170V107H169ZM176 108H177V107H176ZM238 108H239V107H238ZM47 109H46V110L44 109L45 112H46V111L48 112ZM74 109H75V108H74ZM74 109H73V110H74ZM114 109H115V108H112L111 110L113 111ZM152 109H153V108H152ZM155 109H154V111H155ZM163 109H164V108H163ZM165 109H166V108H165ZM221 109H222V107H221ZM236 109H237V108H236ZM239 109H241V108H239ZM78 110H77V114H80ZM105 110H106V111H111V110H109V108H108V109H105ZM136 110H137V109H136ZM143 110H144V109H143ZM145 110H146V109H145ZM149 110H150V109H149ZM156 110H157V109H156ZM178 110H179V109H178ZM244 110H245V109H244ZM40 111H41V110H40ZM42 111H43V108H42ZM74 111H75V110H74ZM83 111H82V112H83ZM117 111H118V110H117ZM162 111H163V110H162ZM166 111H167V109H166ZM227 111L229 112V111H232V110H227ZM246 111H247V110H246ZM246 111H245V112H246ZM54 112H55V111H53V114H54ZM91 112H92V111H91ZM91 112H90V113H91ZM114 112H116V111H114ZM240 112H241V111H240ZM41 113H42V112H41ZM43 113H44V112H43ZM43 113H42V114H43ZM62 113H63V111H62ZM110 113H111V112H110ZM138 113H139V112H138ZM149 113L151 114V112H149ZM153 113H155V112H153ZM159 113H160V112H159ZM166 113H167V112H166ZM169 113H170V112H169ZM223 113H224V114H223ZM223 113H222V117L225 115V112H223ZM230 113H231V112H230ZM230 113L227 114V112H226V115H225V116L228 117ZM249 113H250V112H249ZM0 114H1V113H0ZM53 114H51V115H53ZM59 114H60V115H63V114H61L60 112H59ZM87 114L89 115V113H87ZM87 114H86V115H87ZM113 114H114V113H113ZM143 114H144V112H143ZM147 114H148V113H147ZM156 114H157V113H156ZM156 114H154V115H156ZM164 114H165V113H164ZM213 114H214V113H213ZM26 115H27V114H26ZM82 115H83V117H86V116H84V114H81L80 116H82ZM91 115H92V113H91ZM160 115H161V114H160ZM170 115H171V114H170ZM172 115H175V114L173 113ZM230 115H231L230 117H233V116L236 117V115H233V116H232V113H231ZM35 116H36V115H35ZM41 116H42V115H41ZM41 116H40V117H41ZM44 116H45V115H44ZM46 116H47V115H46ZM58 116H59V115H58ZM211 116H212V115H211ZM219 116H220V117H218L219 119L222 118L221 115H219ZM225 116H224V119L226 118ZM237 116H238V115H237ZM3 117H4V116H3ZM9 117H10V116H9ZM9 117H8V120H10ZM49 117H50V116H49ZM63 117H64V115H63ZM63 117H62V116L58 117V118H59L58 120L55 118V121H56V120H57V121H60V120L63 121V120L65 119V118L62 119ZM67 117H68V116H67ZM69 117H70V116H69ZM69 117H68V118H69ZM74 117H75V116L73 115L72 118H74ZM89 117H90L89 119H92L91 121L94 122L93 118H91L90 115H89ZM165 117H166V116H165ZM169 117H170V116L168 115L167 118H169ZM171 117H172V116H171ZM230 117H229V118H230ZM234 117L232 118L233 121H234ZM1 118H2V117H1ZM14 118H15V117H14ZM28 118H29V117H28ZM30 118H31V117H30ZM41 118H42V117H41ZM53 118H54V116H53ZM60 118H61V119H60ZM72 118H70V119H72ZM159 118H160V117H159ZM172 118H173V117H172ZM174 118H176V117L174 116ZM174 118H173V119H174ZM206 118H207V117H206ZM237 118H238V117H237ZM237 118H235L236 120H235L234 122H235V123L237 122V123H236V126H237V125L239 126L238 121L241 122V124H242V121H240V119H241L240 117L238 118V121H237ZM250 118H251V117H250ZM3 119H4V118H2V120H3ZM11 119L13 120L12 117H11ZM15 119H16V118H15ZM15 119H14V120H15ZM21 119H22V118H21ZM23 119H24V122H25V117H24ZM35 119H36V118H35ZM45 119H46V118H45ZM50 119H51V118H50ZM75 119H76V118H74V120H75ZM80 119H82V118H80ZM87 119H88V118H87ZM111 119H112V118H111ZM136 119H137V118H136ZM144 119H145V118H144ZM147 119H149V117H148ZM162 119H164V117H162ZM173 119H172V120H173ZM226 119L229 120L228 118H226ZM226 119H225V120H226ZM261 119H262V118H261ZM4 120H5V122H6V119H4ZM8 120H7V121H8ZM51 120H52V119H51ZM72 120H73V119H72ZM77 120H78V119H76L75 121L77 122ZM83 120H84V119H83ZM113 120H114V119H113ZM117 120H118V118H117ZM119 120H120V119H119ZM165 120H166V119H164V121H165ZM175 120H176V119H175ZM222 120H223V119H222ZM227 120L225 121V123L227 122ZM241 120H242V119H241ZM29 121H31V120H29ZM40 121H41V120H40ZM86 121H87V120H86ZM89 121H90V120H89ZM115 121H116V120H115ZM137 121H138V120H137ZM149 121H150V120H149ZM149 121H148V123H149ZM160 121H161V120H160ZM160 121H159V122H160ZM173 121H174V120H173ZM229 121H230V120H229ZM0 122H1V121H0ZM5 122H4V123H5ZM10 122H11V121H10ZM13 122H14V123H18V122H15V121H13ZM21 122H23V121H20V123H21ZM36 122H37V121H36ZM36 122H35V123H36ZM45 122H46V121H45ZM48 122H49V121H48ZM48 122H47V123H48ZM63 122H64V121H63ZM63 122H61V124H62V125H63V124L65 125L66 123H65V122L63 123ZM142 122H143V121H142ZM152 122H154V121H152ZM176 122H177V121H176ZM234 122H233V123H234ZM254 122H255V121H254ZM1 123H2V122H1ZM1 123H0V124H1ZM28 123H29V122H28ZM33 123H34V120H33ZM50 123H51V122H50ZM59 123H60V122H59ZM59 123H57V124H59ZM134 123H135V122H134ZM161 123H162V122H160V124H161ZM167 123H168V122H167ZM169 123H170V122H169ZM179 123H180V122H179ZM228 123H229V122H228ZM228 123H226V124H228ZM233 123H232L231 125H234ZM54 124H55V123H54ZM77 124H78V122H77ZM79 124H81V123L79 122ZM126 124H127V123H126ZM132 124H133V123H132ZM139 124H140V123H139ZM155 124H156V123H155ZM163 124H164V123H162L161 125L156 124V125H158L157 127H158L159 129H162V127L164 128V129H162L164 134L162 133V130L159 131L160 134H163V135H164L163 138H162L163 135H161V136L158 135V134H159L158 131H156V132L158 133V134L156 133V134H157L156 137H154V136H153V133H151V132H150V133H151V134H150L151 137L148 135V136L150 137L149 140H151V139L153 140V142H152V140H151L150 142H151L154 146H155V145L157 146V147H155L156 149H154V151H156V152H158L157 150H161V149H165V150H166L167 147H169L168 144H170V143H168L169 140L166 139V137L169 138L167 135H170V134H171V135H170L171 137L174 135V134L172 135V133H174V132H173L174 129L172 128V125H170V126L168 125V127H167V126L165 125L166 123L164 124L167 128H169L168 130H172V131H169V134H168V133H166V132H168V131L165 130V129H167V128H166L165 126H163ZM29 125H30V124H29ZM32 125H33V124H32ZM46 125H47V124H46ZM49 125H50V124H49ZM52 125H53V124H52ZM64 125H63V126H64ZM70 125H71V124H70ZM70 125H69V126H70ZM72 125H74V124H72ZM93 125H94V124H93ZM93 125H92V126H91V125H88V126H89V128H90V127H93ZM142 125H143V124H142ZM175 125H176V123H175ZM4 126H5V127H3V130H6V129L8 128L7 130L12 131V133L16 132V131H14L15 128H16L15 126H12L13 128L15 127L14 129H13L12 127H9V126L6 127V125H4ZM21 126L23 127V124H22V123H21V125H20V129H22ZM24 126H25V125H24ZM30 126H31V125H30ZM36 126H40V125H37V124H36ZM36 126H35V127H36ZM53 126H54V125H53ZM86 126H87V124H86ZM173 126H174V125H173ZM176 126H177V125H176ZM0 127H1V126H0ZM27 127H28L27 129H29V126H27ZM64 127H65V126H64ZM64 127H63V128H64ZM73 127H74V126H73ZM81 127H83V125H82ZM84 127H85V126H84ZM126 127H127V125H126ZM144 127H145V126H144ZM226 127H227V126H226ZM228 127H230V126H228ZM9 128H10V129H9ZM18 128H19V127H18ZM23 128H24V127H23ZM40 128H41V127H40ZM71 128H72V126H70V129H71ZM124 128H125V126H124ZM139 128H140V127H139ZM154 128H156V127L153 126V130H155ZM170 128H171V129H170ZM182 128H183V126H182ZM185 128H186V126H185ZM12 129H13V130H12ZM16 129H17V128H16ZM37 129H39V128H37ZM66 129H67V128H66ZM70 129H69V130L67 129L69 132H67V130H66V134H67V133H70V134H68V135H72V132L70 131ZM84 129H85V128H84ZM132 129H133V128H132ZM143 129H144V128H143ZM178 129H179V128H178ZM18 130H19V129H18ZM78 130H79V129H78ZM134 130H135V129H134ZM134 130H133V131H134ZM149 130H151V129H149ZM153 130H151V131L153 132ZM182 130H183V129H182ZM182 130H180V131L183 132ZM184 130H185V129H184ZM1 131H2V130H1ZM1 131H0V132H1ZM10 131H8V132H9L10 135H12V133H11ZM61 131H63V133H62V136H63V134H64V130H61ZM75 131H76V129H75L73 132H75ZM24 132H25V131H24ZM76 132H78V133H77L78 135H76L77 138H78V136L81 137V135H79V134H82L81 132H83V133L85 134L84 130H83V131L80 130V131H76ZM125 132H126V131H125ZM143 132H144V131H143ZM171 132H172V133H171ZM181 132H180V133H181ZM17 133H18V131H17ZM19 133H20V132H19ZM22 133H23V132H22ZM28 133H30V132H28ZM136 133H137V132H136ZM165 133H166V134H165ZM1 134H2V133H1ZM119 134H120V133H119ZM134 134H135V133H134ZM134 134H133V135H134ZM147 134H148V133H147ZM154 134H155V133H154ZM178 134H179V133H178ZM28 135H29V134H28ZM73 135H74V134H73ZM73 135H72V136H73ZM82 135H83V134H82ZM122 135H123V134H122ZM138 135H139V134H138ZM180 135H182V134H180ZM180 135H179V136H180ZM3 136H4V135H3ZM74 136H75V135H74ZM120 136H121V135H120ZM140 136H141V135H140ZM159 136H160V138H159ZM175 136H176V135H175ZM0 137H1V136H0ZM4 137H5V136H4ZM8 137H9V136H8ZM14 137H16V136H14ZM83 137H85V138L88 137V139H89V136H87V134H86L85 136H82V138H83ZM134 137H135V135H134ZM146 137H147V136H146ZM149 137H148V138H149ZM152 137L156 138V139H155V143H154V138H152ZM157 137H158L159 139H158ZM171 137H170V138H171ZM1 138H2V137H1ZM11 138H12V137H11ZM11 138H10V139H11ZM68 138H71V136H70V137L68 136ZM77 138H76V140H77ZM82 138H78V139H80V140L83 142L84 139L82 140ZM121 138H122V137H121ZM121 138H120V139H121ZM161 138L163 139V140H162V141H163V145H162V143L159 144V141H160ZM177 138H178V136H177ZM180 138H181V137H180ZM3 139H4V138H3ZM17 139H18V138H17ZM19 139H20V138H19ZM38 139H39V138H38ZM63 139H64V138H63ZM71 139H72V138H71ZM139 139H140V138H139ZM157 139H158L159 141H157ZM6 140H7V139H6ZM11 140H12V139H11ZM73 140H75V139H73ZM125 140H126V139H125ZM137 140H138V139H137ZM171 140H172V139H171ZM177 140H178V142L180 141V139H175L174 142H176ZM0 141H2V140L0 139ZM16 141H17V140H16ZM77 141L79 142V140H77ZM85 141H86V142H85ZM87 141H89V140H86V139L84 140V142H85L86 144L89 143V142H87ZM90 141H91V140H90ZM121 141H122V139H121ZM143 141H144V140H143ZM145 141H146V140H145ZM147 141H148V140H147ZM147 141H146V142H147ZM162 141H160V142H162ZM3 142H4V141H3ZM12 142H13V141H12ZM65 142H67V141H65ZM82 142H80V144H81ZM130 142H131V141H130ZM135 142H136V141H135ZM148 142H149V141H148ZM150 142H149V143H150ZM157 142H158V143H157ZM165 142H166V146H165V144H164ZM172 142H173V141H172ZM245 142H246V141H245ZM1 143H2V142H1ZM10 143H11V142H10ZM18 143H19V142H18ZM57 143H58V142H57ZM60 143H61V142H60ZM75 143H77V142H75ZM127 143H128V142H127ZM139 143H140V142H139ZM167 143H168V144H167ZM185 143H186V142H185ZM2 144H3V143H2ZM4 144H5V143H4ZM13 144H14V142H13ZM62 144H63V145H66V144L63 143V140H62V143H61L60 145L62 146ZM71 144H72V143H71ZM124 144H125V143H124ZM130 144H131V143H130ZM145 144H146V143H145ZM157 144H158L159 146H158ZM172 144H173V143H172ZM172 144H171V145H172ZM175 144H176V143H175ZM11 145H12V144H11ZM11 145H10V146H11ZM14 145H15V144H14ZM17 145H18V144H17ZM74 145H75L76 148L78 147L77 144H74ZM74 145H73V144L71 145V146H72V149H71L70 151L74 150V148H73ZM81 145H83V144H81ZM81 145H80V146H81ZM146 145H149V144H146ZM167 145H168V146H167ZM254 145H255V144H254ZM263 145H264V144H263ZM8 146H9V145H8ZM67 146H68V145H67ZM67 146H66V147H67ZM69 146H70V142H69ZM71 146H70V147H71ZM87 146H88V145H86V147H87ZM132 146H133V145H132ZM161 146H164V147L161 148ZM176 146H177V144H176L175 146H173V147L176 148ZM179 146H180V145H179V143H178V146H177V147H179ZM251 146H252V145H251ZM251 146H249V147H251ZM11 147H12V146H11ZM62 147H63V146H62ZM86 147H85V148H86ZM133 147H134V146H133ZM142 147H143V146H142ZM147 147H148V148L151 147V144H150L149 146H147ZM152 147H153V146H152ZM152 147H151L150 150H149L148 148H146V150L151 151V150H153ZM159 147H160V148H159ZM9 148H10V147H9ZM15 148H16V147H15ZM67 148H68V147H67ZM67 148H65V149H67ZM78 148H79L80 150L83 151V149H81L82 147H81V148L78 147ZM78 148H77V151L79 150ZM125 148H126V147H125ZM130 148H131V147H130ZM153 148H154V147H153ZM170 148H171V147H170ZM177 149H178V148H176L175 150H177ZM23 150H24V149H23ZM62 150H63V148H62ZM165 150H163V151L165 152V154H167V152H166ZM171 150H172V149H171ZM171 150H170V151H171ZM13 151H15V150H13ZM58 151H59V150H58ZM70 151L67 152L69 155L72 153V152H70ZM161 151H162V150H161ZM161 151H159V152H161ZM163 151H162V154L160 153L161 157H162V155L164 154ZM173 151H174V150H173ZM173 151H172V152H173ZM64 152H65V151H64ZM69 152H70V153H69ZM126 152H128V151H126ZM144 152H145V151H144ZM147 152H148V151H147ZM147 152H146V153H147ZM156 152H155V153H156ZM159 152H158V153H159ZM172 152H170V153L172 154ZM175 152H177V151H175ZM73 153H75V152L73 151ZM73 153L71 154V157H73V156H72ZM82 153H83V152H82ZM82 153H81V154H82ZM149 153L151 154V152H149ZM153 153H154V152H153ZM158 153H157L156 155L160 157V155H159ZM63 154H66V152L63 153ZM75 154H76V153H75ZM141 154H142V153H141ZM69 155H68V156H69ZM76 155H77V154H76ZM76 155H74V156H76ZM128 155H129V154H128ZM134 155H135V152H134ZM167 155H168V154H167ZM252 155H253V154H252ZM62 156H63V155H62ZM165 156H166V155H165ZM170 156H171V155H170ZM170 156H169V157H170ZM58 157H59V156H58ZM69 157H70V156H69ZM71 157H70V158H71ZM131 157H132V156H131ZM155 157H156V156H152V159H156V160L158 159L159 162H161V160L163 159V158H159V157L155 158ZM163 157H164V155H163ZM169 157L167 156L168 159H169ZM239 157H240V156H239ZM247 157H248V156H247ZM59 158H60V157H59ZM70 158H69V159H70ZM134 158H135V157H134ZM139 158H140V157H139ZM164 158H165V159H163V160H165V162L167 163V161H166L167 158H166V157H164ZM262 158H263V157H262ZM62 159H63V158H62ZM73 159H74V158H73ZM76 159H77V158H76ZM121 159H122V157H121ZM52 160H53V158H52ZM66 160H67V159H66ZM128 160H129V159H128ZM158 160H157V162H158ZM169 160H170V159H169ZM259 160L262 162V160H261L260 158H259ZM123 161L125 162V160H123ZM130 161H132V159H130ZM146 161H149V157H148V159H146ZM56 162H57V161H55V164H56ZM64 162H65V161H64ZM66 162H67V164H68V160H67ZM151 162H152V160H151ZM155 162H156V161H155ZM157 162H156V163H157ZM159 162H158V163H159ZM250 162H251V161H250ZM255 162H256V164H257V160H256ZM50 163H51V162H50ZM72 163H73V162H72ZM132 163H133V161H132ZM132 163H131V165H132ZM141 163H142V162H141ZM158 163H157V164H158ZM162 163H163V162H162ZM166 163H165V164H166ZM168 163H169V161H168ZM172 163H173V162H172ZM172 163H171V164H172ZM51 164H53V163H51ZM51 164H50V165H51ZM61 164H62V163H61ZM69 164H70V163H69ZM129 164H130V163H129ZM129 164H128V165H129ZM154 164H155V163H154ZM260 164H261V163H260ZM134 165H135V163H134ZM134 165H132V166H134ZM137 165H138V164H137ZM160 165H161V164H160ZM169 165H170V164H169ZM235 165H236V164H235ZM235 165H234V167H235ZM250 165H251V164H250ZM52 166H53V165H52ZM54 166H55V165H54ZM132 166H131V167H132ZM143 166H144V169H145V164H144V163H143ZM152 166H153V165H152ZM154 166H156V165H154ZM261 166L264 167V163H263V165H261ZM57 167H59V166H57ZM126 167H127V166H126ZM138 167H139V165H138ZM156 167H157V166H156ZM160 167H161V166H160ZM163 167H164V166H163ZM168 167H169V166H168ZM175 167H176V166H175ZM175 167H174L173 164H172V169H173V168L175 169ZM236 167H237V166H236ZM241 167L244 168L243 165H242ZM247 167H248V166H247ZM250 167H252V166H250ZM52 168L54 169V167H52ZM60 168H61V167H60ZM135 168H136V167H135ZM165 168H166V167H165ZM170 168H171V165H170ZM257 168L259 169V166H258V165L256 166V170H258ZM58 169H59V168H58ZM72 169H73V168H72ZM126 169H127V168H126ZM152 169H154V167H153ZM168 169H169V168H168ZM172 169H171V170H172ZM174 169H173V170H174ZM176 169H178V168H176ZM249 169H251V168H249ZM252 169H253V168H252ZM70 170H71V169H70ZM178 170H179V169H178ZM181 170H182V169H181ZM181 170H180V171H181ZM236 170H237V169H236ZM125 171H126V170H125ZM143 171H144V170H143ZM175 171H177V170H175ZM175 171H174V172H175ZM49 172H50V171H49ZM54 172H56V171L54 170ZM132 172H133V168H132ZM171 172H172V171H171ZM171 172H170V173H171ZM177 172H178V171H177ZM230 172H231V171H230ZM252 172H256V171L253 169ZM260 172L263 173L262 170H261ZM51 173H52V172H51ZM51 173H50V174L48 173V174L51 175ZM56 173H57V172H56ZM129 173H130V172H129ZM144 173H145V171H144ZM172 173H173V172H172ZM172 173H171V174H172ZM248 173L250 174V172H248ZM53 174H54V173H53ZM53 174H52V175H53ZM132 174H133V173H132ZM168 174H169V173H167V175H168ZM45 175H46V174H45ZM49 175H48V176H49ZM55 175H56V174H55ZM57 175H58V174H57ZM76 175H77V174H76ZM48 176H46V177L49 178ZM53 176H54V175H53ZM152 176H153V175H152ZM173 176H174V175H173ZM179 176H181V175H179ZM54 177H55V176H54ZM132 177H133V176H132ZM166 177H167V176H166ZM170 177H171V176H170ZM222 177H223V176H222ZM172 178H173V177H172ZM175 178H177V177H175ZM218 178H219V177H218ZM49 179H50V178H49ZM73 179H75V178H73ZM156 179H157V178H156ZM158 179H159V178H158ZM167 179H168V178H167ZM71 180H72V179H71ZM132 180H133V178H132ZM147 180H148V179H147ZM159 180H161V179H159ZM171 180H172V179H171ZM171 180H170V181H171ZM175 180H176V179H175ZM175 180H174V181H175ZM161 181H164V180H161ZM44 182H45V181H44ZM46 182H47V180H46ZM73 182H74V181H73ZM120 182H121V181H120ZM148 182H149V181H148ZM148 182H147V183H148ZM152 182H153V180H152ZM156 182H158V181H156ZM221 182H222V181H221ZM142 183L145 184L144 182H142ZM158 183H159V182H158ZM158 183H156V184H158ZM163 183H164V182H162V184H163ZM172 183H173V182H172ZM172 183H171V184H172ZM175 183H176V182H174L172 185H175ZM182 183H183V182H182ZM224 183H225V182H224ZM127 184H129V182H128ZM151 184H153V183H151ZM154 184H155V183H154ZM154 184H153V185H154ZM156 184H155V186H156ZM164 184H165V183H164ZM168 184H169V183H168ZM178 184H179V183H176V187H177V188H178V186H177ZM120 185H121V184H120ZM135 185H137V184H135ZM135 185H134L133 188H135ZM153 185H152V187H153L152 190H151V188H149V190H148V188H147V192L150 191V190H151V192H152L153 189H156V190H157V188H156L155 186H153ZM158 185H159V184H158ZM158 185H157V186H158ZM166 185H167V184H166ZM181 185H182V186H181ZM181 185H180V187H184L183 184H181ZM227 185H228V183H227ZM139 186H142V184L139 185ZM139 186H137L138 189H143V188H140ZM145 186H146V185H145ZM145 186H142V187H144V190H146ZM148 186L150 187V185H148ZM154 187H155V188H154ZM164 187H165V186H164ZM164 187H162V188H164ZM166 187H168V186H166ZM174 187H175V186H174ZM174 187H171L172 189L169 187L171 190H170L169 188H168V189H164V191L166 190V194L169 195V197H170V195H171L172 193H173L174 196H176L175 194H179V193H180L179 191H177V190L175 189L176 187H175V188H174ZM185 187H186V186H185ZM229 187H230V186H229ZM125 189H126V188H125ZM125 189H124V190H125ZM127 189H128V188H127ZM138 189H136V191H137ZM174 189H175V190H174ZM178 189L181 190L180 188H178ZM183 189H184V188H183ZM124 190H123V191H124ZM128 190H129V189H128ZM132 190H133V189H131L130 192H131ZM168 190H170V191H168ZM226 190H231V189H228V188H227ZM136 191L134 190L133 193L135 194ZM138 191H139V190H138ZM154 191H155V190H154ZM154 191L151 193V195H153ZM164 191H162V192H164ZM167 191H168V193H167ZM171 191H176V192H172V193H171ZM221 191H222V190H221ZM221 191H219V192H221ZM231 191H232V190H231ZM233 191H234V190H233ZM233 191H232V193H233V197H234V195L237 196V194H235V192H233ZM143 192H144V191H142V193H141V191L138 192V193H140V194H139L138 196L135 195V196H137L136 198H140V199H141V194H142V196H144V194L146 193V192H145V193L143 194ZM177 192H179V193H177ZM182 192H184V191H182ZM182 192H181V193H182ZM228 192H229V191H228ZM228 192H227V193H228ZM133 193H132V194H133ZM148 193H150V192H148ZM213 193H214V192H213ZM223 193L226 194L224 191H223ZM223 193L221 192V194H223ZM229 193H230V197H229L228 195H225L226 198H225V197H223V198L226 199V200L229 199V201H230V200L232 199V194H231V192H229ZM229 193H228V194H229ZM132 194H128V193H126V195H125V196L122 195V196H124V197H121V198H123L124 200H126L125 202H126V204H127V199H126L125 197H127L128 199H131V198H132V197H131ZM134 194H133V196H134ZM155 194H156L155 197H156V199H157L158 196H159V194L154 193V195H155ZM221 194H219V195L217 194V196H218V197H219V196L221 197ZM127 195H130V196L128 197ZM146 195L150 196V194H147V193L145 194V196H146ZM154 195H153V196H154ZM135 196H134V197H135ZM148 196H146V200L148 199ZM181 196H184V194L182 193L181 195H179L180 198H181ZM215 196H216V195H215ZM217 196H216V197H217ZM222 196H223V195H222ZM227 196L229 197L228 199H227ZM239 196H240V195H238L237 197L239 198ZM91 197H92V195H91ZM130 197H131V198H130ZM134 197H133V198H134ZM155 197H153V198H152V197H149V199H148L147 201H149V200H154ZM172 197H173V196H171V199H170V200H172ZM176 197H177V196H176ZM176 197H173V201H174V203H175V199H177ZM179 197H178V198H179ZM184 197H185V196H184ZM184 197H183V198H184ZM216 197H215V199H216ZM237 197H236V198H237ZM87 198H89V197H87ZM87 198H86V199H87ZM121 198H120V199H121ZM133 198H132V199H133ZM142 198L145 199V197H142ZM151 198H152V199H151ZM186 198H187V197H186ZM80 199H81V198H80ZM91 199H92V198H91ZM91 199H88V200L90 201ZM93 199H94V198H93ZM96 199H97V198H96ZM132 199H131V204L133 203L132 201L135 200V199H133V200H132ZM144 199L142 200L143 202L139 201V199H136V200H138V201L140 202L139 205L142 206L143 203H144V201H145V203H146V200H144ZM167 199H168V198H166V200H162V201H164V202L166 201V202L168 203L170 200H167ZM187 199H188V198H187ZM220 199H222V198H219L218 200H220ZM82 200H83V199H82ZM94 200H95V199H94ZM124 200L121 199V200H119V201H122V202H123ZM136 200H135V201H136ZM184 200H185V202H187L186 199H184ZM119 201H118V202H119ZM182 201H183V200H181V205H183V207L185 208V206H186V205L184 204L185 202L183 201V202H184V203H183ZM208 201H209V200H208ZM214 201H215V200H214ZM231 201H233V200H231ZM149 202H150L149 205L146 203L145 207H146V206H147V207H152V206H153V204H152L153 201H152V202L149 201ZM154 202H157V201L155 200ZM166 202H165V203H166ZM171 202H172V201H170V202L168 203V206H166V207L170 208L169 204H171ZM209 202H210V201H209ZM209 202H208V203H209ZM212 202H213V201H212ZM212 202H211V203H212ZM259 202H260V201H259ZM135 203H137V201H136ZM141 203H142V204H141ZM145 203H144V204H145ZM157 203H158V202H157ZM165 203H164V204H165ZM176 203H179V202H176ZM176 203H175V204H176ZM208 203H206V204H208ZM211 203H210V204H211ZM213 203L216 204V202H213ZM222 203H223V202H222ZM90 204H91V203H90ZM131 204H129V205H131ZM175 204H173V202H172L171 205H174V206H175V208H174V207H172V208H174V209L177 208L178 211H179L180 208H181V206H180V208H179V207H178L179 205L176 204V205H177V207H176ZM228 204H229L228 207L232 206L230 203H228ZM108 205H109V204H108ZM119 205H120V206H119ZM129 205H127V207H126L127 209H125V210H129V207H128ZM150 205H151V206H150ZM156 205H157V204H156ZM156 205H155V206H156ZM165 205H166V204H165ZM208 205H209V204H208ZM221 205H222V204H221ZM116 206H117L116 208H120V207L123 208L122 203H120V204L118 203V205H116ZM136 206H138V205L136 204ZM141 206H139V207H141ZM143 206H144V205H143ZM155 206H153V207L155 208ZM202 206H203V205H202ZM218 206L220 207V202H219V205H218ZM218 206H216L215 209H217ZM147 207H146V208H147ZM206 207H207V206H206ZM214 207H215V206H214ZM228 207H227V208H228ZM82 208H83V207H82ZM82 208H80V209L82 210ZM143 208H144V207H143ZM154 208H153V209H154ZM209 208H212V205H211V207H209ZM80 209H79V211H80ZM85 209H86V208H85ZM101 209H102V208H100V210H101ZM137 209H139V208L137 207ZM147 209H148V208H147ZM147 209H146V210H147ZM150 209H151V208H150ZM162 209H165V208L163 207ZM166 209H167V208H166ZM166 209H165V210H166ZM174 209H173V211H174ZM221 209H222V208H221ZM231 209H233V208L231 207ZM256 209H257V208H256ZM256 209H254V210H256ZM87 210H88V209H87ZM106 210H107V209H106ZM134 210H135V208H134ZM134 210H132V213H133ZM151 210H152V209H151ZM151 210H150V212H149V209H148V210H147V211H148V212H147L148 215L145 214L144 216H149V215L152 216V215H155V214H153V210H152V211H151ZM165 210H164V211H165ZM167 210H168V209H167ZM210 210H211V209H210ZM210 210H209V211H210ZM223 210H224V209H223ZM225 210H226V209H225ZM229 210H230V208H229ZM229 210H228V211H229ZM234 210H235V209H234ZM260 210H261V209H260ZM77 211H78V210H77ZM79 211H78V212H79ZM97 211H99V210H97ZM120 211H121V209H120ZM154 211H155V213L157 214L156 210H154ZM162 211H163V210H162ZM162 211H161V212H162ZM170 211H171V208H170L169 212H170ZM173 211H172V212H173ZM178 211H176V210L174 211V212H176V215H174L173 217L178 218L177 220H178V222H179V217H181V219H183V218H184V217H183L184 214L181 216V215L178 214ZM182 211H183V209H182ZM185 211H186V209H185ZM213 211H215V210L213 209ZM213 211H210V212H212V215H213ZM219 211H220V210H219ZM230 211H232V210H230ZM94 212H95V211H94ZM94 212H92V213H94ZM106 212H107V211H106ZM121 212H122V211H121ZM123 212H125V211H123ZM127 212H128V213H127ZM127 212L124 214L125 217L123 216V217H124L123 220L126 221L125 219H126L128 216H130V214H131V216L133 215V217H132L133 221H132V222H135L134 219H135L136 217L134 218V216L137 215V214L135 213V215H134V214H132L130 211H127ZM129 212H130V214H129ZM143 212H144V211H143ZM151 212H152V215L150 214ZM166 212H167V211L162 212V213H161V216H162V214H164V213H166ZM169 212H168V214H169ZM210 212H209V213H210ZM222 212L225 213L224 211H222ZM79 213L82 214L81 211H80ZM79 213H78V216H81V215H79ZM99 213H100L101 215H103V213H101V212H99ZM108 213H109V211H108ZM116 213H117V212H116ZM145 213H146V212H145ZM170 213H171V212H170ZM179 213H180V211H179ZM215 213H216V212H215ZM223 213H222V215H221L222 217L225 215V214L223 215ZM226 213H228V212H226ZM84 214H85V213H83V215H84ZM87 214H88V213H87ZM95 214H97V213L95 212L94 215H95ZM104 214H106V213H104ZM109 214H110V213H109ZM111 214H112V213H111ZM114 214H115V213H114ZM138 214H140V215H138L139 217L142 216V215H141L142 213H140V210H138ZM171 214H172V213H171ZM174 214H175V213H174ZM180 214H182V212H181ZM216 214H217V213H216ZM230 214H231V213H230ZM230 214H229V215H230ZM76 215H77V213H76ZM83 215H82V216H83ZM85 215H86V214H85ZM92 215H93V214H92ZM101 215H100L99 217H101ZM107 215H108V214H107ZM107 215H105V216H107ZM121 215H122V214H121ZM127 215H128V216H127ZM165 215H166V214H165ZM169 215H170V214H169ZM177 215H178V217H176ZM212 215H211V216H212ZM232 215H233V214H232ZM258 215H259V214H258ZM126 216H127V217H126ZM131 216H130V217H131ZM156 216H157V215H156ZM167 216H168V215H167ZM167 216H166V217H167ZM170 216H172V215H170ZM219 216H220V215H219ZM221 216H220V217H221ZM227 216H228V215L226 214V218H228ZM230 216H231V215H230ZM230 216H229V218H230ZM233 216H234V215H233ZM246 216H247V215H246ZM72 217H76L75 214L72 215ZM84 217H85V216H84ZM86 217H88V218H85V219H87V220H84V221H87V222H88L89 219L91 220V218H92V220H93V218H94V217L89 218V216H86ZM95 217H96V216H95ZM97 217H98V216H97ZM108 217H110V216L108 215ZM111 217H112V216H111ZM113 217H114V216H113ZM118 217H119V216H118ZM130 217H129V218H130ZM168 217H169V216H168ZM168 217H167V219H168ZM212 217L215 218V216H212ZM220 217H219V218H220ZM101 218H102V217H101ZM101 218H100V220H101ZM121 218H122V217H121ZM137 218H138V217H137ZM137 218H136V219H137ZM149 218H150V217H149ZM164 218H165V217H163V220H164ZM170 218H171V217H170ZM170 218L168 219V222L172 220V219L170 220ZM214 218H213V219H214ZM226 218H225L224 220H223L222 218H220V219L223 220L222 222H224V224H225V221H226V225H227V228H228V224H227V223H228L229 221H227L228 219L226 220ZM231 218H232V217H231ZM70 219H71V218H70ZM70 219H69V220H70ZM72 219H73L72 221H74L75 218H72ZM79 219H80V217H79ZM96 219H97V218H96ZM107 219H109V218H107ZM113 219H114V218H113ZM119 219H120V218H119ZM132 219H130V220H132ZM143 219H144V218H143ZM146 219L148 220L147 217H146ZM146 219H145V220H146ZM151 219H152V218H151ZM155 219H157V217H155ZM167 219H166V220H167ZM181 219H180V220H181ZM235 219H236V218H235ZM252 219H253V218H252ZM263 219H264V218H263ZM81 220H83V219L78 220V218H77V221H81ZM94 220H95V219H94ZM120 220H121V219H120ZM120 220H119V221H120ZM140 220H141V218H140ZM166 220H165V221H166ZM215 220H216V219H215ZM231 220H232V219H231ZM231 220H230V221H231ZM261 220H262V219H261ZM84 221H83V223L85 224ZM119 221H118V222H119ZM127 221H128V222H127ZM127 221H126L127 224H129L130 221H129L128 219H127ZM136 221L139 222L138 219H137ZM148 221H151V220H148ZM148 221H146V222L148 223ZM173 221H174V220H172V222H173ZM235 221H236V220H235ZM235 221H234V222H235ZM132 222H131V223H132ZM137 222L132 223V224H136ZM168 222L166 221L165 223H168ZM172 222H171V223H172ZM175 222H176V221H175ZM175 222H173L174 225H175ZM180 222H181V221H180ZM216 222H218V220H216ZM232 222H233V221H232ZM70 223H71V222H70ZM116 223H117V222H116ZM131 223H130V225L133 226ZM141 223H144V222H140V224H139V227H138V228H140L141 230L144 229V228H148V229H149L148 226L152 224V223H150V224L148 225V224H145V223H144L145 226H146V227H144V224H143V226H142ZM153 223H154V222H153ZM158 223H160V224H158ZM158 223L155 224V225H157V227L155 226V227L152 228V229L150 228L149 231H148V230L146 231V230L144 229L145 231H144V232L142 231V232H143L142 234L145 233L147 236H149V238H152L153 235L155 236V239L160 238V237H158V238L156 237V235H159V233L156 234V233H157V232H156V233H155L156 235H155L154 232H155V231H158V230L161 228V227H160L161 225H163L162 227H165L166 224H165V223L161 224V221L158 222ZM181 223L183 224V222H181ZM78 224H80V222H78ZM81 224H82V223H81ZM81 224H80L79 226H81ZM164 224H165V225H164ZM176 224H177V223H176ZM74 225H75V221H74ZM85 225H86V224H85ZM118 225H120V222H119ZM124 225H125V224H124ZM130 225H129V226H130ZM140 225H141V226H140ZM158 225H160V226H158ZM177 225L180 226V223L177 224ZM177 225H176L175 227H177ZM222 225H223V224H222ZM222 225H221V226H222ZM70 226H71V225H70ZM134 226H135V225H134ZM167 226H168V224H167ZM167 226H166V227H167ZM170 226H173V225H170ZM170 226H169V228H171ZM224 226H225V225H224ZM112 227H114V226L112 225ZM123 227H124V226H123ZM127 227H128V226H127ZM127 227H126V228H127ZM143 227H144V228H143ZM158 227H159V229H158ZM173 227H174V226H173ZM175 227L173 228V231L175 230ZM230 227H231V225H230ZM71 228H72V227H71ZM114 228H115V227H114ZM119 228H121V226L118 227L117 230H118ZM128 228H129V227H128ZM134 228H137V224H136V226H135ZM155 228H156L157 230H156ZM169 228H168V229H169ZM69 229H70V228H69ZM129 229H131V228H129ZM140 229H139V234H138V231H136V229H132V230H135L137 233H136L135 231H134V233L138 234V236H139V235L141 234ZM154 229H155V230H154ZM168 229H167V232H168ZM176 229H177V228H176ZM223 229H225V228H223ZM261 229H262V228H261ZM132 230L130 231L131 233H129V231H128V233H129L130 235L133 233ZM151 230H152V231H151ZM160 230H161V229H160ZM171 230H172V228H171ZM228 230L230 231V233H228V232H229ZM228 230H226V232H225V231H224V232H225V233H228V235L226 234L227 236H230L229 234H231V230H232V229H228ZM109 231H110V230H109ZM124 231H125V229H124ZM124 231H122V230L120 229V233H121V232H124ZM150 231H151L152 234L149 235ZM162 231H163V230H162ZM162 231H160V232H162ZM169 231H170V230H169ZM173 231H172V233H175V231H174V232H173ZM227 231H228V232H227ZM126 232H127V231H125V234H126ZM146 232H147V233H146ZM180 232H181V228H179V231H178L177 233H180ZM164 233H165V230H164ZM170 233H171V232H170ZM170 233H169V234L167 233V234L170 235ZM251 233H252V232H251ZM108 234H109V233H108ZM145 234H144V235H145ZM160 234H161V233H160ZM165 234H166V233H165ZM240 234H241V233H240ZM260 234H261V233H260ZM119 235H120V234H119ZM144 235H143V236H144ZM151 235H152V237H150ZM175 235H176V233H175ZM175 235H174V237H175ZM177 235L179 236V234H177ZM226 235H225V236H226ZM258 235H259V234H258ZM116 236H117V235H116ZM126 236H128V234H127ZM133 236H134V238L136 237V235H133ZM133 236H131V237L133 238ZM138 236H137V237H138ZM147 236H146L145 238H143V240L147 239V238H148ZM161 236L165 238L167 235H166V236L161 235ZM123 237H124V236H123ZM123 237H121V238H123ZM129 237H130V236H129ZM129 237H128V238H127V237H124V239L127 238V240H128ZM137 237H136V238H137ZM139 237H140V236H139ZM139 237H138L137 239H139ZM174 237H173V235L171 236V238H173L172 240H174ZM164 238H163V239H164ZM175 238H176V237H175ZM227 238H228V237H227ZM248 238H249V236H248ZM259 238H260V237H259ZM262 238H263V237H262ZM153 239H154V237H153ZM155 239H154V240H155ZM161 239H162V238H160V241L163 240V239H162V240H161ZM176 239H177V238H176ZM176 239H175L174 242H172V244L174 243V245H175L176 242H178V241H176ZM88 240H89V239H88ZM140 240L142 241L141 237H140V239H139V242H140ZM149 240H150V239H149ZM151 240H152V239H151ZM172 240H171V241H172ZM255 240H256V239H255ZM258 240H259V239H258ZM128 241H129V240H128ZM130 241H131V240H130ZM135 241H136V239H135ZM145 241H146V240H145ZM164 241L167 242V240H165V239H164ZM89 242H90V241H89ZM131 242H132V241H131ZM131 242H130V243H131ZM149 242H150V241H149ZM149 242L146 241V242L144 243L145 246H146V243H147V245H148ZM151 242H152V241H151ZM155 242H156V241H154V242L151 243V244H155ZM158 242H159V241H158ZM168 242H169V240H168ZM124 243H125V242H124ZM156 243H157V242H156ZM159 243H160V242H159ZM227 243H228V242H227ZM140 244H141V243H139V245H140ZM162 244H164V243H162ZM169 244H170V243H168V245H167V243L164 244V247L166 246V248L163 249V252H165V253L168 252V253H167V256H170V257H171V260H173V263H174V261H176V258L178 257L177 254H175V253H179L180 251L177 252V250H174V251H176V252L174 253V254H175V256H174V255L172 254L174 251H173V250H172V251L169 250V249H171V248H169V249L167 248V247L169 246ZM228 244H229V243H228ZM253 244H255V245H253ZM253 244L249 245V246H251V247L254 246V248H250V247H249L250 249H252V250L255 249V250H256L257 248H261L260 246H259V247H258V246L256 247V242H255L254 240H253ZM257 244H258V242H257ZM139 245H138V246H139ZM155 245H157V244H155ZM160 245H161V243H160ZM252 245H253V246H252ZM120 246H121V245H120ZM120 246H119L118 248H120ZM141 246H142V245H140V247H141ZM143 246H144V245H143ZM153 246H154V245H153ZM162 246H163V245H162ZM170 246L173 247V245H170ZM177 246H178V245H177ZM135 247H136V246H135ZM146 247H148V246H146ZM146 247H145V248H146ZM150 247H152V246H150ZM160 247H161V246H160ZM255 247H256V248H255ZM141 248H142V247H141ZM152 248H153V247H152ZM152 248H150V249H151V251H153V253H154V252H155V248H154L153 250H152ZM224 248H225V247H224ZM224 248H223V249H224ZM130 249H131V248H130ZM156 249H157V247H156ZM158 249H159V248H158ZM172 249H173V248H172ZM182 249H183V248H182ZM250 249H247V248L245 249V251L248 250L247 253H245V255L247 254L246 256H250V255H252L251 257H254L255 254H256V255L258 254V252H256V251H255V252H256L255 254L253 253L254 251H253V252H252V251H249ZM126 250H127V249H126ZM141 250H142V249H141ZM146 250H147V249H146ZM148 250H149V249H148ZM148 250H147V251H148ZM166 250H167V252H166ZM168 250L171 251V253H170ZM178 250H179V246H178ZM257 250L260 251L259 253H263V252H261L260 249H257ZM28 251H29V250H28ZM131 251H132V250H131ZM131 251H129V252H131ZM147 251H146V252H147ZM181 251H182V250H181ZM183 251H184V250H183ZM245 251H244V252H245ZM263 251H264V250H263ZM115 252H116V251H115ZM142 252H144V251H142ZM220 252H221V251H220ZM248 252H250V253H248ZM30 253H31V252H30ZM125 253H126V252H124V254H125ZM132 253H134V251H133ZM132 253H131V254H132ZM138 253H139V252H138ZM147 253H149V251H148ZM150 253H152V252H150ZM150 253L147 254V255H150V256H151V259H152V258H153L152 255H153V254L151 255ZM161 253H162V252H161ZM218 253H219V252H218ZM118 254H119V253H118ZM124 254H122V255L124 256ZM134 254H135V253H134ZM170 254L174 256L173 259H172L173 256H171ZM181 254H182V253H181ZM204 254H205V253H204ZM253 254H254V255H253ZM109 255H110V253H109ZM109 255H108V256H109ZM129 255H130V254H129ZM160 255H161V254H160ZM164 255H165V254H164ZM178 255H180V254H178ZM256 255H255V259H253V258H251V257H249V259H250V260L253 259V261L256 262L255 264H258V263H259L258 260H259V258H260V262H261V263H259V264H263V262H264V261H263L264 258L262 259L261 256H263L264 253H263L262 255L259 254V255H261L260 257H258L259 255H258V256H256ZM25 256H26V255H25ZM98 256H99V255H98ZM106 256H107V255H106ZM118 256H119V255H118ZM131 256H132V255H131ZM131 256H130V257H131ZM150 256H148V257H150ZM165 256H166V255H165ZM176 256H177V257H176ZM102 257H104V256H102ZM124 257H125V256H124ZM124 257H121L122 259H120V258L118 257V258H119L118 260H120L121 262H122V261H125V260L127 261V259H125L126 257H125V258H124ZM127 257H128V256H127ZM161 257H163V255H162ZM208 257H209V256H208ZM256 257L258 258V260H256ZM263 257H264V256H263ZM26 258H27V257H26ZM114 258H115V257H114ZM157 258H158V256H157ZM167 258H168V257H166V259H167ZM214 258H215V257H214ZM246 258H247V257H246ZM115 259H116V258H115ZM124 259H125V260H124ZM128 259H129V261H130V258H128ZM163 259H164V257H163ZM168 259H169V258H168ZM249 259H248V260H249ZM261 259H262V260H261ZM31 260H32V259H31ZM97 260H98V259H97ZM100 260H101L102 264H104V263H103L104 261H102V260H104V259L101 258ZM149 260H150V258L148 259V261H149ZM154 260H155V259H154ZM159 260H160V259H159ZM169 260H170V259H169ZM255 260H256V261H255ZM120 261H118V263H119ZM133 261H134V260H133ZM133 261H131V262H129V263H132V264H133V263L135 262V261H134V262H133ZM150 261H151V260H150ZM150 261H149V262H150ZM213 261H214V260H213ZM242 261H244V260H242ZM96 262H97V261H96ZM137 262H139V261H137ZM153 262H154V261H153ZM165 262H166V261H165ZM165 262H164V263H165ZM167 262H170V261H167ZM171 262H172V261H171ZM177 262H178V263H177ZM214 262H215V261H214ZM254 262L251 261L250 264H254ZM73 263H74V262H73ZM75 263H76V262H75ZM97 263H98V262H97ZM123 263H124V262H123ZM129 263H128V261H127V262H125L124 264H129ZM208 263H209V262H208ZM167 264H169V263H167ZM171 264H172V263H171ZM176 264H179V258H178V261H176ZM244 264H245V262H244Z\"/></svg>","mask_w":264,"mask_h":264},{"label":"clouds","instance_id":"clouds-1","mask_svg":"<svg viewBox=\"0 0 264 264\" xmlns=\"http://www.w3.org/2000/svg\"><path fill=\"white\" fill-rule=\"evenodd\" d=\"M58 6L56 0H0V41L12 40L26 32ZM9 71L7 64L0 66V72Z\"/></svg>","mask_w":264,"mask_h":264}]
</instances>
